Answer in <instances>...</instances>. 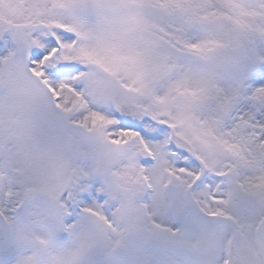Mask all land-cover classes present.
I'll list each match as a JSON object with an SVG mask.
<instances>
[{"label":"snow or ice","instance_id":"obj_1","mask_svg":"<svg viewBox=\"0 0 264 264\" xmlns=\"http://www.w3.org/2000/svg\"><path fill=\"white\" fill-rule=\"evenodd\" d=\"M0 264H264V0H0Z\"/></svg>","mask_w":264,"mask_h":264}]
</instances>
